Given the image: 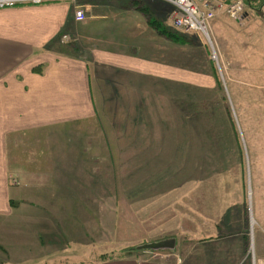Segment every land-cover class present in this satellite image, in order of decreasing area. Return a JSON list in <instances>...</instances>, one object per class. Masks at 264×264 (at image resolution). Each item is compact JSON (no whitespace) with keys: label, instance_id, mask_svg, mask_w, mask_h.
Here are the masks:
<instances>
[{"label":"crops","instance_id":"crops-1","mask_svg":"<svg viewBox=\"0 0 264 264\" xmlns=\"http://www.w3.org/2000/svg\"><path fill=\"white\" fill-rule=\"evenodd\" d=\"M244 1L248 5L244 17L249 10L255 14L257 0ZM67 7L46 2L0 8V264H239L246 255L250 264L252 256L256 264H264V187L250 184L246 196L242 191L232 195L237 198L227 207L218 206L211 223L207 214L200 212L198 222L185 210L180 234L174 232L173 215L172 221L167 220L150 237L154 241L172 235L176 240L173 250H129L138 243L121 240L114 220L96 216L98 207L110 205L113 175H106V164L103 173L95 169V160L110 159L107 146L115 151L107 128L114 127L117 119H93L89 79H94V92L100 96L108 94L103 92L105 87L114 86L113 94L119 100L123 93L116 82L124 75L146 77L157 84L162 81L169 94L177 67L186 76L195 73L176 65L174 41L158 32H152L156 39L151 32L147 37L137 32L136 18L122 26L121 36L92 34L88 35L91 46L83 45L86 37L81 29L89 25L87 17L76 20L73 9ZM244 17L232 23L242 26ZM230 20L219 15L212 29L215 23L226 29L225 22ZM63 45L69 48L60 50ZM199 63L209 71L205 59ZM97 70L110 71L115 77H98ZM254 71L255 76L246 79L262 95L256 88L264 89V66ZM141 95L144 100L143 91ZM116 103L121 112L123 105ZM95 122L104 128L100 136L84 130ZM154 124L150 119L151 127ZM123 125L117 123V127ZM138 135L123 146L120 141V153L128 159L142 157L139 146L153 143ZM164 140L170 142L165 136ZM256 193L261 199L254 206ZM177 238L185 240L181 252Z\"/></svg>","mask_w":264,"mask_h":264},{"label":"rangeland","instance_id":"rangeland-1","mask_svg":"<svg viewBox=\"0 0 264 264\" xmlns=\"http://www.w3.org/2000/svg\"><path fill=\"white\" fill-rule=\"evenodd\" d=\"M134 1L77 0L76 3L89 4L85 21L89 25L81 29L86 37L82 44L90 47L88 44L92 42V38L88 35L92 34L99 33V37L100 34L107 36L115 32L114 36H121L122 26L134 18L135 24L140 26L137 32H142L145 37L147 32L157 34L160 28L175 31L169 21V5L156 0ZM56 3L66 4L68 10L73 9L69 0ZM140 3L144 4L143 9L140 8ZM253 8H256V13L249 10V16H243L247 20L242 26L232 23L234 20L225 22L226 29H222L223 24H213L210 35L217 61L213 59L212 47L206 37L199 32L178 30L187 36V44L183 45L177 44L174 38L160 34L169 38L170 42L174 41L176 65L188 67L195 73H188L186 76L184 70L177 67V79L174 84L169 83V94L163 88L166 85L162 81L157 84L153 79L128 74L126 78L124 75L116 82L123 93L118 100V96L113 94L114 86L106 85L103 92L107 91L108 94L100 96L94 92V79H89L90 97L96 114L93 119H117V123L122 121L124 124L123 127H117L116 121H113L114 127L109 124L108 136L112 139V145L116 144L113 146L115 151L105 145L106 150L111 151L108 154L110 159L95 160V169L103 173L102 166L106 164V175H113L111 206L98 207L96 216L106 221L114 220L116 229L121 232L120 239H126L128 244L134 242L138 246L149 242L151 235L156 234L161 225H166L167 220L172 221L173 215L176 218L174 232L180 234L179 223L185 210H190L198 222L200 212L207 214L211 223L215 220L218 206L227 207L233 203L232 199L237 198L232 195L242 191L246 196L250 184L253 188L264 187V116L261 117L259 113L260 110L264 111V89H260L262 86L256 88L258 92L262 90L260 95L252 90V85L246 79L249 75L255 76V67L263 69L264 66V25L256 21H264V0H257ZM154 19L161 23L154 26ZM151 38L156 39L154 35ZM70 41L71 37L64 43ZM68 48L63 45L60 50ZM200 58L207 62L208 72L199 63ZM200 73H210L213 77ZM96 75L104 78L114 76L106 70H97ZM216 76L220 88L214 87ZM97 81L104 84L101 80ZM141 91L146 95L145 101L141 100ZM103 102L105 104L101 108L105 112L99 105ZM116 102L123 105L121 112L118 109L122 107ZM177 102L183 104L184 109H188V105L197 109L182 111L178 109ZM225 105L230 112L234 129L227 119ZM150 119L155 122L152 127ZM142 123L146 125L142 127ZM84 130L90 135L100 136L104 128L95 122ZM137 134L144 136L147 141L153 139V143L145 142L139 146L138 150L143 151L142 157L128 159L120 153V141L122 140L123 146L124 143L135 140ZM164 136L167 140L170 138V142L165 141ZM108 168H111L110 171ZM253 173L256 179L251 177ZM12 183L17 184V181L12 180ZM106 192L109 193L107 189ZM254 196L253 205L256 206L261 198L256 197L257 193ZM177 239V250L181 252L180 247L184 246L185 240ZM247 247L246 243L245 248ZM253 260L252 256V263ZM250 263L246 255L239 264Z\"/></svg>","mask_w":264,"mask_h":264},{"label":"built area","instance_id":"built-area-1","mask_svg":"<svg viewBox=\"0 0 264 264\" xmlns=\"http://www.w3.org/2000/svg\"><path fill=\"white\" fill-rule=\"evenodd\" d=\"M61 0H0V8L13 7L18 4H42L46 2ZM73 5L74 17L76 20L86 18L87 4L76 3L77 0H69ZM169 5L171 12L169 15L170 24L177 30L184 32H199L206 37L207 42L212 47L213 57L217 61V55L213 49L212 22L219 16L224 15L230 19L242 18L248 10V5L244 0H159ZM66 35H63L65 38ZM253 264H256L255 259Z\"/></svg>","mask_w":264,"mask_h":264},{"label":"trees","instance_id":"trees-1","mask_svg":"<svg viewBox=\"0 0 264 264\" xmlns=\"http://www.w3.org/2000/svg\"><path fill=\"white\" fill-rule=\"evenodd\" d=\"M134 1V0H133ZM134 2H136V3H138L137 1H134ZM140 8L141 9H143L144 8V4H141L140 3ZM159 23H161V22H159L158 20H152V24L155 26V24H159ZM173 28V27H172ZM157 29H159V28H157ZM168 29V28H167ZM165 30V28H160L159 29V34H164L166 37H169V38H174L175 39V41L177 42V44H187L186 42H187V36H186V34L184 33L183 34V32L181 33V32H178V30L177 29H175V31L174 30H171V31H168V30ZM174 29V28H173ZM234 85V84H233ZM214 87L216 88H220V83L217 81V76H216V80H215V85H214ZM214 88V89H215ZM174 94H175V92H174ZM177 94V93H176ZM233 94H234V92H233ZM179 105H177L178 106V109H181L182 111H186V110H190V109H197L195 106H192V105H188V109H184L183 108V104L182 105H180L181 103H179V102H177ZM192 104V103H191ZM205 109H207V108H205ZM224 109L226 110V112H227V114H226V116H227V119L230 121V126L232 127V129H234V124L232 123V120H231V115H230V112H229V110H228V108L226 107V105H225V107H224ZM200 110V109H199ZM179 112H180V114H181V111L179 110ZM259 113H260V116L261 117H263L264 116V111L262 110H260L259 111ZM198 115H199V112H198ZM199 116H201V115H199ZM185 116H184V113L182 112V121H184L185 120V118H184ZM194 117V116H193ZM196 118V117H195ZM195 118H193V119H195ZM264 118V117H263ZM165 125V124H164ZM166 126V125H165ZM241 126H242V129L244 130V127H243V125L241 124ZM158 240H160V239H158ZM129 250H137V246H133V247H130L129 248Z\"/></svg>","mask_w":264,"mask_h":264},{"label":"water","instance_id":"water-1","mask_svg":"<svg viewBox=\"0 0 264 264\" xmlns=\"http://www.w3.org/2000/svg\"><path fill=\"white\" fill-rule=\"evenodd\" d=\"M176 243L175 238L169 237V238H164L161 240H156L152 242H147L141 245H138V249H163V248H174Z\"/></svg>","mask_w":264,"mask_h":264}]
</instances>
